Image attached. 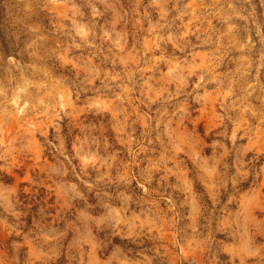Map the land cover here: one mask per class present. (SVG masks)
Wrapping results in <instances>:
<instances>
[{
  "label": "rangeland",
  "instance_id": "rangeland-1",
  "mask_svg": "<svg viewBox=\"0 0 264 264\" xmlns=\"http://www.w3.org/2000/svg\"><path fill=\"white\" fill-rule=\"evenodd\" d=\"M0 264H264V0H0Z\"/></svg>",
  "mask_w": 264,
  "mask_h": 264
}]
</instances>
